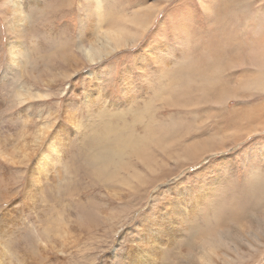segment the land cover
<instances>
[{
	"label": "rangeland",
	"instance_id": "374dc122",
	"mask_svg": "<svg viewBox=\"0 0 264 264\" xmlns=\"http://www.w3.org/2000/svg\"><path fill=\"white\" fill-rule=\"evenodd\" d=\"M36 1L0 0V264H264V200L226 195L264 164V0H104L93 61V2Z\"/></svg>",
	"mask_w": 264,
	"mask_h": 264
},
{
	"label": "bare ground",
	"instance_id": "6f19581e",
	"mask_svg": "<svg viewBox=\"0 0 264 264\" xmlns=\"http://www.w3.org/2000/svg\"><path fill=\"white\" fill-rule=\"evenodd\" d=\"M93 3H91L92 4V6L94 7V9H91V10H87V17H86V19L88 20V23H86L87 24V26H86V31H85V33H84V35L82 36V37H80L81 38V40L80 39H78V40H80V42H78L77 41V43L79 44V45H77V48H78V50H80L81 51V53H84V55H85V58L87 59V60H89V61H93L94 59H95V55L96 54H98V55H101V54H103V53H109V52H111V51H113L114 50V47H119V46H121V45H125V40H127V38H126V30L127 31H129L128 30V28H127V26L125 27V25H119L118 23L117 24H113L112 26H110V27H108V28H106V30H105V32H106V34L108 35V38H110V39H112V40H110V41H112V42H114V47H112L111 45H112V43H109V41H104L102 38H96L95 39V37H94V35H93V27H94V25H93V23H94V19H92V17L93 16H91L90 14L93 12V11H97V24L99 25V26H101L100 24L102 23V22H106V21H108L107 19H109L110 18V12H108L107 10H105L106 8H105V5H104V0H91ZM11 3V2H10ZM12 6H11V12H12V18H11V22L13 23V25L15 26V27H18V29H19V26L21 27V21L22 20H26L27 21V17L26 16H24V15H22L21 14V7H20V5H22V3H25L26 5L27 4H29V3H34L35 5H37V1L36 0H12ZM63 3V0L60 2V4H62ZM15 4V5H14ZM59 4V3H58ZM8 5V4H7ZM107 5V4H106ZM7 8H9V6L7 7ZM60 8V7H59ZM86 9V8H85ZM95 16V15H94ZM128 16V15H127ZM135 16H137V15H134V17H131V19H129V20H131V21H133L134 22V18H135ZM89 18V19H88ZM129 18V17H128ZM142 18H144V17H142ZM145 20H141L139 23H138V25H142L143 26V28H145L148 24L147 23H145V22H148V19H146V17L144 18ZM121 21V20H120ZM121 22H123V21H121ZM24 22H22V24H23ZM135 23H136V21H135ZM151 23V22H150ZM8 24V23H7ZM25 24V23H24ZM24 24H23V26L22 27H24V29H25V27H26V25L24 26ZM27 24V23H26ZM85 24V25H86ZM105 24V23H104ZM122 24V23H121ZM124 24V23H123ZM134 24V23H133ZM84 25V24H83ZM137 26V25H136ZM21 27V28H22ZM134 28V27H133ZM141 28V27H140ZM146 29V28H145ZM132 30V29H131ZM84 31V30H83ZM20 32V31H19ZM130 33V32H129ZM131 33H136L135 31H132ZM130 33V34H131ZM128 35V34H127ZM86 36V38H84ZM133 36V35H132ZM68 37V36H67ZM78 37H79V35H78ZM76 38V37H75ZM75 38H74V40H75ZM109 40V39H108ZM129 40V39H128ZM75 42V41H74ZM71 43H72V41H71ZM76 43V42H75ZM66 44V43H65ZM72 45V44H71ZM71 47V50H72V46H70ZM154 47V44H153V42H151V43H146L145 44V46H144V49H146V50H148V51H150V52H148V53H155L156 51H155V49L153 48ZM73 48H75V47H73ZM76 48V49H77ZM163 50H165L164 48H162ZM68 50V49H67ZM20 49L18 48V46H12L11 48H10V54H11V60L12 61H15V59L18 57V53H20ZM76 51V50H75ZM73 52V51H72ZM146 52V51H145ZM74 53H76V52H74ZM72 54V53H71ZM73 56V55H72ZM75 57V56H74ZM30 109V108H29ZM27 112V111H26ZM139 144H134V145H132V146H129V148H131V149H133V148H136L137 146H138ZM116 146H118L119 147V149H122V147H123V142L122 141H117V143H116ZM147 159V158H146ZM154 160V159H153ZM145 163H146V161H145ZM150 164V163H149ZM149 164H147V165H149ZM238 227H239V225H237ZM208 241V240H207ZM214 241V240H213ZM224 243V242H223ZM209 245V244H208ZM208 245H206V247L208 246ZM212 245V244H211ZM162 245H160V247H161ZM156 247V246H155ZM159 247V246H158ZM158 247H156V248H158ZM158 248V249H161V248ZM215 246H209L208 248H203V249H205L204 251H206V250H209V249H212V248H214ZM154 248V247H153ZM163 248V247H162ZM164 249V248H163ZM213 250L214 249H212L211 250V252H212V254H213ZM148 251H150L151 252V250H148ZM203 251V250H202ZM206 253V252H205ZM207 254V253H206ZM148 256V255H147ZM203 256V255H202ZM194 257V256H193ZM197 259H198V257H196ZM209 258V260L211 259V254H210V257H208ZM148 260H149V258H148ZM208 260V261H209ZM150 261V260H149ZM148 261V262H149ZM202 261V260H201Z\"/></svg>",
	"mask_w": 264,
	"mask_h": 264
},
{
	"label": "clouds",
	"instance_id": "9594fccd",
	"mask_svg": "<svg viewBox=\"0 0 264 264\" xmlns=\"http://www.w3.org/2000/svg\"><path fill=\"white\" fill-rule=\"evenodd\" d=\"M235 201L264 200V164L241 172L233 177L226 194Z\"/></svg>",
	"mask_w": 264,
	"mask_h": 264
}]
</instances>
